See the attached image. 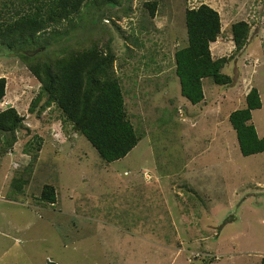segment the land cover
I'll return each mask as SVG.
<instances>
[{
  "label": "rangeland",
  "instance_id": "rangeland-1",
  "mask_svg": "<svg viewBox=\"0 0 264 264\" xmlns=\"http://www.w3.org/2000/svg\"><path fill=\"white\" fill-rule=\"evenodd\" d=\"M153 1L154 16L144 5ZM202 4L221 16L223 33L210 49L214 60L230 59L223 73L234 82L226 88L205 79V100L192 105L181 95L174 55L188 46L186 9ZM107 9L123 36H131L127 42L114 32L111 44L129 119L144 137L124 159L105 162L84 136L64 128L55 105L40 116L30 113L41 85L21 54L0 49V77L7 79L0 111L14 107L25 117L18 142L0 151V264H202L203 257L189 261L192 253L214 257L210 264H260L264 153L244 157L228 118L256 87L263 106L253 112V123L264 136V0H122ZM240 21L252 30L237 52L231 28ZM82 32L58 37L48 52L29 46L22 54L40 50L33 57L45 53L54 60ZM157 178L137 220L130 199L145 191L133 188L156 186ZM44 185L56 187V206L38 201ZM180 197L192 205L188 212L186 204L184 218L196 217L194 230L180 234L194 243L175 242L169 230L172 218L189 226L180 219ZM148 217L156 228L141 223Z\"/></svg>",
  "mask_w": 264,
  "mask_h": 264
},
{
  "label": "trees",
  "instance_id": "trees-1",
  "mask_svg": "<svg viewBox=\"0 0 264 264\" xmlns=\"http://www.w3.org/2000/svg\"><path fill=\"white\" fill-rule=\"evenodd\" d=\"M121 3L122 0H0V49L21 54L27 69L41 85L31 102L30 113L38 110L40 116L55 105L62 115L64 128L70 125L84 136L107 163L124 159L144 137L129 119L125 88L115 68L118 57L113 51L112 36L120 34L127 42L131 36H123L124 30L107 7ZM144 5L154 16L158 3L153 1ZM91 9L93 17L88 12ZM86 11L88 15H82ZM129 12L127 9L126 15ZM105 19L109 23L105 24ZM185 26L188 46L174 55L175 74L180 80L181 95L192 105H198L205 99V79L226 88L234 79L223 73L230 59L214 60L210 49L223 33L219 12L207 4L188 8ZM78 29H82L84 35L77 44L64 43L54 60L45 58V53L33 58L22 54L29 46L43 47L48 52L52 41L58 37L69 39ZM251 30L245 21L232 25L237 52L248 44ZM84 41L86 43H78ZM6 90L7 79L0 77V103ZM262 106L259 90L253 87L246 96L245 106L229 114L228 120L244 157L264 153V136L259 137L253 123V112ZM24 122L25 117L14 107L0 111V151L7 153L18 142L16 133L23 128ZM33 159L37 160V155ZM135 198L147 200L141 195L130 200L133 202ZM38 201L56 206V187L44 185ZM126 203L124 201V205ZM193 257L192 254L189 259H195ZM201 260L202 264H210L215 259L205 256ZM260 264H264V257Z\"/></svg>",
  "mask_w": 264,
  "mask_h": 264
},
{
  "label": "crops",
  "instance_id": "crops-1",
  "mask_svg": "<svg viewBox=\"0 0 264 264\" xmlns=\"http://www.w3.org/2000/svg\"><path fill=\"white\" fill-rule=\"evenodd\" d=\"M157 184L156 186H135L133 189H140V190H143L145 191L144 195H141L145 198L146 197V191H148L149 189H156L158 183H160L161 179L160 178H157ZM152 183V182H151ZM146 188V189H145ZM133 189H130V191H132ZM145 189V190H144ZM182 198L183 202H181V204L178 206V209L179 211L181 212V217L180 219H185L184 216L187 215V214H184V210H187V207H186V204L189 205V209H188V212L189 210L191 209L192 205H190L189 203H185L184 201V197H180ZM147 205V200H137L136 198L133 200L132 204L130 205V211L132 212H135L137 213V220L139 219V217L141 216L140 214V211L143 210ZM125 206H122V208H124ZM152 210L154 211L155 210V207L152 208ZM189 215V214H188ZM191 218L190 219H185L186 222L188 223L189 226L186 225V227H183V225H185L184 223H177L173 218H172V221H171V225L169 226V230L171 231V234H173L174 232V235L175 238L178 237V239L175 240V242H183V243H186V242H191V243H194L193 240L190 238V236H184L183 234H180V231L182 230H188L189 234L194 230L192 229V224H194L195 222V215L192 213V215H189ZM147 222L146 221H142L141 223H143V225L147 226V227H152V228H156V225L155 224H151L152 222V218L148 217L147 219ZM181 227V228H180ZM180 228V229H179ZM140 236L138 235V238ZM180 238H185V239H180ZM141 240L145 241V237H143Z\"/></svg>",
  "mask_w": 264,
  "mask_h": 264
},
{
  "label": "clouds",
  "instance_id": "clouds-1",
  "mask_svg": "<svg viewBox=\"0 0 264 264\" xmlns=\"http://www.w3.org/2000/svg\"><path fill=\"white\" fill-rule=\"evenodd\" d=\"M45 49V48H44ZM43 49V50H44ZM40 51V50H39ZM26 55V54H25ZM27 56V55H26ZM29 57V56H28ZM30 58H32V57H30ZM180 81V80H179ZM204 82V81H203ZM215 84V83H214ZM205 93V92H204ZM205 100V99H204ZM204 102V101H203ZM199 105V104H198ZM30 109V108H29ZM30 111V110H29ZM145 173V172H144ZM146 175L145 174H143V177H145ZM147 176H149V175H147ZM148 178V177H147ZM148 182H152L151 180L150 181H148ZM148 182H146V183H148ZM185 202V201H184ZM185 203H187V202H185ZM179 242V241H178ZM181 243V242H180ZM193 254V256L194 257H197V258H200V257H202L203 255L202 254H200V253H192ZM205 256H209V257H211L209 254H206V255H204L203 257H205ZM143 258H145L144 256H143ZM213 259H215L214 257H212ZM218 259V258H217ZM192 259H189V261H191Z\"/></svg>",
  "mask_w": 264,
  "mask_h": 264
},
{
  "label": "water",
  "instance_id": "water-1",
  "mask_svg": "<svg viewBox=\"0 0 264 264\" xmlns=\"http://www.w3.org/2000/svg\"><path fill=\"white\" fill-rule=\"evenodd\" d=\"M39 51L37 52H32V51H29V52H26V55L29 56V57H33L36 53H38Z\"/></svg>",
  "mask_w": 264,
  "mask_h": 264
}]
</instances>
